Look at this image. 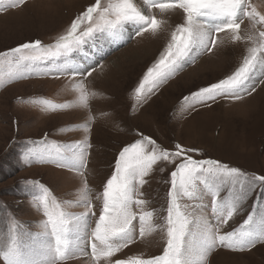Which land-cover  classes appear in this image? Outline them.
Here are the masks:
<instances>
[{
	"label": "snow or ice",
	"instance_id": "obj_1",
	"mask_svg": "<svg viewBox=\"0 0 264 264\" xmlns=\"http://www.w3.org/2000/svg\"><path fill=\"white\" fill-rule=\"evenodd\" d=\"M142 2L149 13L153 8L161 13L179 9L183 22L175 26L165 50L135 88L137 104L181 71L186 63L211 52L217 46L220 33H226L233 43H244L246 54L233 73L185 97V103L209 105L221 98L243 99L255 91L258 83H264V13L251 0ZM26 3L27 0H0V13L21 8ZM245 20L251 27L242 32ZM85 22L89 26L81 30ZM164 23L155 15L145 14L134 0H108L106 5L96 0L53 43L44 45L36 40L0 53V68L9 69V80L18 75L27 78L24 73L70 77L71 91L75 94L73 102L57 104L44 99L38 103L44 111L52 112L73 107L89 109L95 93L88 89L85 80L97 64L89 67L76 63L73 54L87 52L83 45L88 43L91 47L95 33L118 37L128 25L135 27L134 35L156 34ZM40 65L48 70L39 71ZM77 76L83 79L76 80ZM94 120L89 114L82 129L85 133L90 131ZM139 135L140 139L119 152L112 174L96 196L102 201L98 215L93 211L92 190L85 177L91 148L87 138L74 145L50 143L46 136L41 141H30L22 156L25 164L54 163L79 175L82 187L76 201L62 203L44 184L27 182L32 185L30 190L37 193L33 196V206L44 219L38 224V233L29 232L15 219L3 222L6 225V232H0L3 264H66L70 259L88 255L85 246L90 247L91 258L97 264L100 261L105 264H207V257L218 248L245 251L264 243V176H249L213 159H194L189 154L194 149H185L177 143L170 151L150 137ZM159 162L175 164V168L166 181L170 185L164 209L166 216L158 225L153 222L154 211L145 208L148 201L142 198V189ZM257 189L259 193L242 225L221 233L222 227L243 210L242 205ZM67 207H82L84 211L72 213ZM208 208L211 218L206 212ZM157 229L166 240L162 254L147 259L141 256L111 259L138 238L143 239Z\"/></svg>",
	"mask_w": 264,
	"mask_h": 264
},
{
	"label": "rangeland",
	"instance_id": "obj_2",
	"mask_svg": "<svg viewBox=\"0 0 264 264\" xmlns=\"http://www.w3.org/2000/svg\"><path fill=\"white\" fill-rule=\"evenodd\" d=\"M134 2L145 14L155 15L165 23L156 34L134 35L135 27L128 25L114 39L106 33H95L91 47L88 43L83 45L87 52L73 54L76 63L89 67L97 64L96 70L85 80L88 89L95 93L89 109L73 107L52 112L44 111L38 103L44 99L57 104L73 102L75 94L71 91L70 77L24 73L27 78L18 75L9 80V69L0 68V232H6L3 222L9 219L23 224L31 233L40 231L38 224L44 217L33 206V196L37 193L30 190L29 181L44 184L62 203L78 199L82 187L79 175L54 163L25 164L22 160L29 142L41 141L45 136L50 143L74 145L87 138L91 144L85 177L97 215L102 201L96 196L112 174L119 152L140 139L139 134L170 151L179 143L185 149L196 150L189 153L194 159H213L249 176H264V83H258L251 95L239 100L221 98L209 105L191 101L186 104L184 100L198 89L233 73L246 54L247 46L233 43L226 33H220L217 46L211 52L197 56L193 63H186L181 71L137 104L135 88L165 50L175 26L183 22V13L179 9L161 13L157 8L149 13L142 0ZM95 3L96 0H27L21 8L0 13V53L36 40L44 45L53 43L56 37L66 33L77 16ZM101 3L106 5L108 0ZM251 3L264 13V0H251ZM88 26V22L83 23L81 30ZM250 27L245 20L242 32ZM100 63L102 67L98 66ZM47 70L40 65L39 71ZM89 114L95 120L85 133L82 129ZM174 168L175 164L159 162L142 189V198L148 201L145 208L154 211L153 222L158 225L166 216L164 209L170 188L166 181ZM258 193L259 189L250 194L242 205L243 210L222 227L221 233L242 225ZM66 210L84 211L82 207ZM206 212L211 218L210 208ZM165 244L164 235L157 229L143 239L138 238L111 259L152 258L162 254ZM85 251L89 254L70 259L66 264H97L91 258L90 247L85 246ZM0 264H3L2 259ZM207 264H264V243L245 251L218 248L207 257Z\"/></svg>",
	"mask_w": 264,
	"mask_h": 264
},
{
	"label": "bare ground",
	"instance_id": "obj_3",
	"mask_svg": "<svg viewBox=\"0 0 264 264\" xmlns=\"http://www.w3.org/2000/svg\"><path fill=\"white\" fill-rule=\"evenodd\" d=\"M115 37H113V39H114ZM119 39V38H118ZM119 42V41H118Z\"/></svg>",
	"mask_w": 264,
	"mask_h": 264
}]
</instances>
